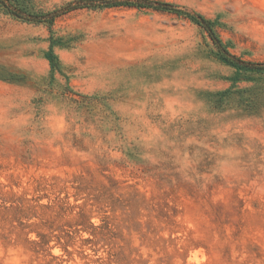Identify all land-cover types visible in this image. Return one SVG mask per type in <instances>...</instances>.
<instances>
[{
	"label": "rangeland",
	"instance_id": "374dc122",
	"mask_svg": "<svg viewBox=\"0 0 264 264\" xmlns=\"http://www.w3.org/2000/svg\"><path fill=\"white\" fill-rule=\"evenodd\" d=\"M5 1L0 264H264V0Z\"/></svg>",
	"mask_w": 264,
	"mask_h": 264
},
{
	"label": "trees",
	"instance_id": "16d2710c",
	"mask_svg": "<svg viewBox=\"0 0 264 264\" xmlns=\"http://www.w3.org/2000/svg\"><path fill=\"white\" fill-rule=\"evenodd\" d=\"M84 0H78L77 4L71 5L69 6V8L67 9H73V8H77L79 7L78 5H80L81 3H83ZM1 3H3L6 7H8L9 9H11L10 11H14V13H16V11L18 10V8L14 7V4L11 1H5V0H0ZM115 4H117L118 2H114ZM130 5L134 4V5H149V6H155L159 9H174L173 6H171L170 4H164V3H157L156 5L151 2L150 0H136L135 2H126ZM180 11V10H178ZM60 13V11H54V12H48L46 14H28V16L26 17V19L28 20H40L41 17H51V20H54V18ZM191 15L192 18H194L196 20V22H198L199 24L203 25L204 27H206L208 29V31L210 32L211 36L213 37V39L215 40L218 48H219V53L220 56L222 57V59L226 60L227 62L242 67L243 66H248V67H255L253 66V64L251 65L250 63H246L243 62L242 60H240L238 57H236L235 55L231 54L227 48L224 46V44L222 43V41L218 38L217 34L215 33V31L212 28V23L204 18L203 16H201L200 14H188ZM104 226V225H103ZM92 229H96L97 226L92 225ZM102 227V226H101ZM39 235V240H33L32 243L34 244V249L36 252H41V251H45L46 246L49 244V239L46 238V236H44L43 234H38ZM85 242L89 243L91 242V239L87 238L84 240ZM69 243H65L63 245V250L67 253H71L68 249ZM52 259L48 264H51L53 261H56V264H62L63 263V259L61 256H56L53 254H50ZM115 253H109L106 257H97L96 259H93L91 257H89L88 255H86V258H88V261L86 262V264H115L117 262ZM115 262V263H114Z\"/></svg>",
	"mask_w": 264,
	"mask_h": 264
}]
</instances>
